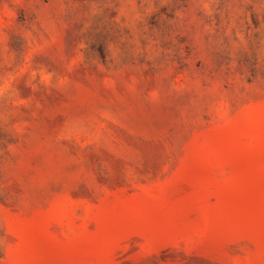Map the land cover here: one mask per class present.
Masks as SVG:
<instances>
[{
  "label": "rangeland",
  "instance_id": "374dc122",
  "mask_svg": "<svg viewBox=\"0 0 264 264\" xmlns=\"http://www.w3.org/2000/svg\"><path fill=\"white\" fill-rule=\"evenodd\" d=\"M0 264H264V0H0Z\"/></svg>",
  "mask_w": 264,
  "mask_h": 264
}]
</instances>
